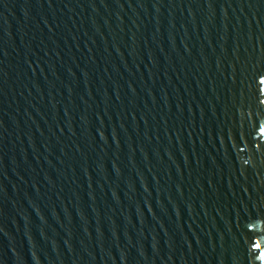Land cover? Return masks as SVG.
Returning <instances> with one entry per match:
<instances>
[{"label":"water","instance_id":"obj_1","mask_svg":"<svg viewBox=\"0 0 264 264\" xmlns=\"http://www.w3.org/2000/svg\"><path fill=\"white\" fill-rule=\"evenodd\" d=\"M0 264H264V0H0Z\"/></svg>","mask_w":264,"mask_h":264}]
</instances>
